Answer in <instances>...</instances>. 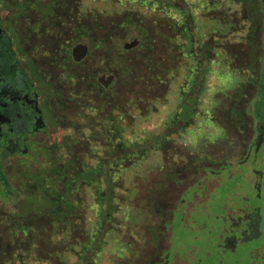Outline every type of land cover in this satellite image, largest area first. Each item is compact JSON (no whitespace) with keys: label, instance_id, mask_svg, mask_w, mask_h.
Here are the masks:
<instances>
[{"label":"rangeland","instance_id":"374dc122","mask_svg":"<svg viewBox=\"0 0 264 264\" xmlns=\"http://www.w3.org/2000/svg\"><path fill=\"white\" fill-rule=\"evenodd\" d=\"M81 9L82 15L95 18L101 38L108 16V59L116 76L108 91V129L99 117L103 101L97 95L98 117L81 120V133L67 134L70 146L39 152L42 162L27 173L30 186L18 205L21 210L0 202V264H81L88 258L89 264H148L154 252L150 229L159 222L157 199L161 208L179 207L167 252L175 254L173 264H264V185L259 198L252 185L256 177L242 183L238 176L245 168L234 165L218 179L200 177L183 203L181 188H172L169 180L171 172L183 170L164 162L183 158L180 148L185 147L191 152L186 158H208L214 170L219 169V160L236 164L244 157V150L227 157L236 146L235 138L240 140L225 136L221 128L238 132L242 140L243 124L234 112L242 107L240 90L256 78L258 67L249 66V54L250 32L259 16L257 0H82ZM184 12L192 20L190 37L180 29ZM135 39L141 41L139 48L125 53L124 44ZM205 44L211 49L202 74L197 57ZM187 46L192 47V56L184 53ZM198 80L203 92L185 133L174 135L163 151L155 147L120 161L114 166L113 191L105 176L95 178L99 185L87 182L88 174L82 175L87 181H75L78 172L112 160L114 151L119 153L116 158L129 154V150L121 152L122 145L128 148L154 137L176 112L183 89L191 85L199 89ZM258 169L264 171V159ZM53 179L58 180L54 187L62 196L67 194L66 185H72L73 215L49 201L54 199L49 190L46 195L42 191ZM168 199L173 202L168 204ZM102 208L110 210V216L104 222L105 235L93 245L102 231ZM255 208L252 217H258V224L250 230L249 240L228 248L227 237L239 238L238 230L231 233V218ZM7 213L20 222L2 217ZM160 229L164 238L165 228ZM92 245L96 251L86 252Z\"/></svg>","mask_w":264,"mask_h":264},{"label":"flooded vegetation","instance_id":"af4514ba","mask_svg":"<svg viewBox=\"0 0 264 264\" xmlns=\"http://www.w3.org/2000/svg\"><path fill=\"white\" fill-rule=\"evenodd\" d=\"M257 4L259 16L250 32L249 54V66L258 67L253 69L254 72L256 69V78L248 88L244 86L240 90L242 107L234 112L235 118L243 124L242 140L238 132L236 135L227 126L221 128L225 136L232 135L241 141L235 138L233 146H236L228 149L227 157L243 150L244 157L236 164L219 160V169L214 170L208 158H186L191 152L185 147L180 148L183 158L163 160L169 167L183 170L182 174L173 171L171 173L176 174L169 177L172 188H181L179 198L183 203L186 202L183 197L197 186L200 177L209 180L210 175L218 179L224 170L234 165L245 168L240 169L238 176L242 183L256 177L252 185L261 198L264 171L258 167L264 159V2L257 0ZM81 6L82 0H0V202L4 205H20L30 186L28 171L42 162L40 151L65 149L66 145H71L67 134L81 133V120L98 117L97 95L103 101L99 104L102 109L99 117L104 119L108 129V91L116 83V76L111 72L112 60L108 59V16L103 37H98L95 18L82 15ZM182 17L180 29L190 37L192 20L185 12ZM135 40L139 41L136 47L124 48ZM135 40L124 44L125 53L139 48L141 41ZM200 49L197 66H202L203 71V66H208L205 58L211 48L205 44ZM192 50L187 46L184 53L192 56ZM195 84H199V89L193 90L192 85L188 90L183 89L176 112L167 125L155 133L159 151L173 142L174 135H182L191 125L193 93L200 89L203 92L202 82L198 80ZM80 173L85 170L76 174L78 180ZM197 173L200 174L194 176ZM96 177L92 174L89 180L94 181ZM230 177L227 175V181ZM168 200V204L173 202V199ZM160 204L158 199L154 202L159 222L150 229L154 252L148 264H173L175 254L167 255V252H170L173 221L179 207L172 210L161 208ZM256 210L238 219L237 216L231 218V233L238 230L239 238L227 237L228 248L234 249L238 242L249 240V232L257 223L252 217ZM161 226L167 233L164 238Z\"/></svg>","mask_w":264,"mask_h":264},{"label":"trees","instance_id":"16d2710c","mask_svg":"<svg viewBox=\"0 0 264 264\" xmlns=\"http://www.w3.org/2000/svg\"><path fill=\"white\" fill-rule=\"evenodd\" d=\"M261 3L263 4V2H261ZM201 73L204 74L203 71ZM201 93H202V90L201 89L198 92L193 93V96H192V108H191L192 114H194V106H195V104H197L199 102ZM116 132H117L118 136H121V131L120 130H118ZM155 147L157 148V138H156V136L151 137L150 139L146 140L143 143L130 144L128 146L129 149L127 148V146L122 145V147L120 149L121 152L124 151V150L125 151L126 150L127 151L129 150V152H130L129 154L128 153H126V155H123L122 154V155H120L119 158H116L119 153L116 152V151H114V153H116V154H113L112 160L111 159L110 160L108 159V162L107 161H104L103 163L101 162L100 166H98L97 168H95V170L85 171V173H81L80 174V176H81L80 178L81 179L86 178V177H83L82 176V175H85V174H88V175L95 174V176H107L108 177V187H110L111 191H113L111 187L116 183V179L114 178V176H115L114 166L119 165V162L120 161H123L127 156H129L131 154L136 155V154L139 153L141 155H145L149 151L154 150ZM111 163H112V165H111ZM54 175L55 174L53 173L52 176H54ZM81 179H79V180L77 179V181H81ZM44 180H46V179H44ZM42 182H44V181H42ZM87 182H90V183L96 182L99 185V181L98 180H94V181H90L89 180ZM54 183H59V182L56 179L49 180L48 187L44 188L42 191L46 195V192L49 190V193L48 192L47 193L48 194H51L50 197H54V199L52 201L50 200V198H48L49 201L52 202L57 207H59V206H65L67 208L68 212H69V215L70 216L73 215L72 211L74 210V208L72 206V200L69 197L72 194V185L71 184L66 185V187H67V194H69V195L66 194L65 196L64 195L62 196L61 194H59V190H60L59 187L57 186L55 188L54 187ZM49 187L51 189H49ZM98 201H100V203H101L102 198L101 199L98 198ZM20 210H21V206L19 208V211ZM12 211H14V210H12ZM255 212H257V210ZM8 213L6 215L2 216V217H4V218H7L8 217V219L10 221L11 220H14L15 222H20L19 221L20 220L19 218L16 219V218L10 217ZM109 216H110V210L107 211V209H103L102 208V211H101V222H100V225H101V228L100 229H102V231L101 232L100 231L98 232L95 241L92 243L93 245L96 242H99L101 240V238H103V237H101V236H103V234L105 235V233H104V222L109 219ZM20 218L22 219V216ZM254 218H256V220H257L256 226L254 227V229H256L257 228V224H258V217L256 216ZM22 221H25V220H22ZM93 245H92L91 249L90 250H86V252L90 253L91 251L92 252L96 251V249H94ZM83 257L84 256H82V259H83ZM86 260L87 259H84L81 264H87L88 261H90L89 258H88V261H86Z\"/></svg>","mask_w":264,"mask_h":264},{"label":"water","instance_id":"95a60500","mask_svg":"<svg viewBox=\"0 0 264 264\" xmlns=\"http://www.w3.org/2000/svg\"><path fill=\"white\" fill-rule=\"evenodd\" d=\"M139 44V41H133V42H131V43H129V44H126L125 45V49H131V48H134V47H136L137 45ZM85 48V47H84ZM86 49V48H85Z\"/></svg>","mask_w":264,"mask_h":264}]
</instances>
